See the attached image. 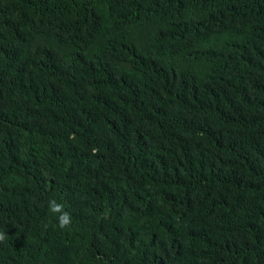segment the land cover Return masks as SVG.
I'll list each match as a JSON object with an SVG mask.
<instances>
[{
	"label": "trees",
	"instance_id": "16d2710c",
	"mask_svg": "<svg viewBox=\"0 0 264 264\" xmlns=\"http://www.w3.org/2000/svg\"><path fill=\"white\" fill-rule=\"evenodd\" d=\"M0 232V264H264V0H0Z\"/></svg>",
	"mask_w": 264,
	"mask_h": 264
},
{
	"label": "clouds",
	"instance_id": "9594fccd",
	"mask_svg": "<svg viewBox=\"0 0 264 264\" xmlns=\"http://www.w3.org/2000/svg\"><path fill=\"white\" fill-rule=\"evenodd\" d=\"M48 210L56 215V224L60 230H65L72 226V216L67 210H65L62 203H58L56 199L50 198L48 200ZM5 240L6 235L3 232H0V242H4Z\"/></svg>",
	"mask_w": 264,
	"mask_h": 264
}]
</instances>
